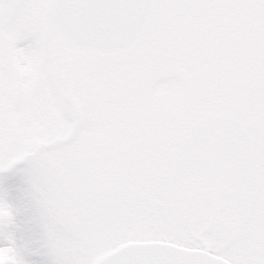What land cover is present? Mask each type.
<instances>
[{
    "label": "snow or ice",
    "instance_id": "obj_1",
    "mask_svg": "<svg viewBox=\"0 0 264 264\" xmlns=\"http://www.w3.org/2000/svg\"><path fill=\"white\" fill-rule=\"evenodd\" d=\"M0 264H264V0H0Z\"/></svg>",
    "mask_w": 264,
    "mask_h": 264
}]
</instances>
